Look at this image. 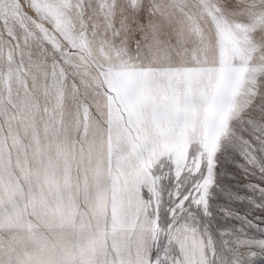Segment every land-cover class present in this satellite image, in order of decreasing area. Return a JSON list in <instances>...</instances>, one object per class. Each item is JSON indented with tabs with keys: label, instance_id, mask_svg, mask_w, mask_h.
<instances>
[{
	"label": "snow or ice",
	"instance_id": "1",
	"mask_svg": "<svg viewBox=\"0 0 264 264\" xmlns=\"http://www.w3.org/2000/svg\"><path fill=\"white\" fill-rule=\"evenodd\" d=\"M0 264H264V0H0Z\"/></svg>",
	"mask_w": 264,
	"mask_h": 264
}]
</instances>
